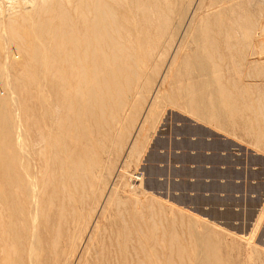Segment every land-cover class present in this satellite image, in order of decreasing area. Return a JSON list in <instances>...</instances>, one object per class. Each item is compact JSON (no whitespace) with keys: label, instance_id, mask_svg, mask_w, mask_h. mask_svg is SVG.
Instances as JSON below:
<instances>
[{"label":"rangeland","instance_id":"obj_1","mask_svg":"<svg viewBox=\"0 0 264 264\" xmlns=\"http://www.w3.org/2000/svg\"><path fill=\"white\" fill-rule=\"evenodd\" d=\"M25 1L0 0V101L5 102L0 107H5L4 110L7 111L5 116L0 115V120L8 119L0 124V264H201L204 261L208 264L210 260H205L202 254L203 235H213L216 240L218 237L222 264H264V137L261 136L264 131L260 130L261 134L259 129L248 133L241 128H220L218 124L196 116L190 111L188 99L178 95L179 87L173 83L168 84L164 75L167 70V75L177 70L176 66H171V62L174 54L177 55L176 50L179 54L177 60L184 56L186 50L183 47L190 39L187 35L190 27L187 26L202 2L210 3L213 11L218 7L229 8L231 4L232 7L233 3H244L246 6L252 0H215L213 7L212 0H183L182 3L187 4L182 12V15L185 14L183 20L179 17V11L176 13L175 10V17H172L174 14L171 16L172 27L175 26L176 31L179 29V36H173L171 30L174 28L171 27V32L162 39V49L160 46V50L156 49L160 53L154 50L151 57L146 55L138 43V48L136 43L131 46L135 52L129 46L125 47L126 51L129 49L132 52L124 50L123 53L126 52L127 55L125 59L132 63L129 61L128 66H124V63L117 62L112 67L115 66L117 70L119 64L123 71L129 68L125 74H128L130 81L123 82L125 79L121 77L117 86H101L99 89L103 94L96 95L89 102H71L68 97V106L63 104L65 108H61L65 113L59 108L58 117L54 118L59 119L58 123L50 116L54 104L50 103L46 107L44 99L38 94V87L41 84L39 88L45 86L48 92L52 88L51 77L54 73L57 84H62L60 77L61 82L58 79V72L64 70V65H56L57 62L51 61L48 67L41 65V68L38 60L30 55V51L31 54L34 52L35 45L32 49V43H40L42 46L46 37L52 35H47V25L38 17L34 16L33 21L34 17L29 16L31 20H27L30 23L26 19L25 22L23 20L24 23L21 22L22 17L15 12L33 14L39 8L38 5L33 6V1L37 0H29L31 4H27L28 0ZM259 3L264 5V0H259ZM254 5H258V2ZM257 19L258 24H261L264 13L263 16L258 15ZM10 23L15 24V30L12 28L14 32L10 29ZM16 23L17 26L23 25L19 28ZM177 23L180 27L185 24L181 29ZM140 25L138 24V30L142 26ZM26 26L33 28L25 30ZM35 29L41 33L39 40L31 34ZM74 32L78 34L75 29ZM168 35H171L170 38ZM137 37L139 38V34ZM222 39H218L217 50L224 58L220 55L214 57L218 60L213 58L211 68L215 69L214 66L218 63L220 67L217 68L224 74L221 75V81L227 85L235 82L250 88L252 96H255L252 100L258 99L257 102L254 101L258 107L254 114L246 109L247 114L244 110L242 113L245 112V116L257 115L263 123L264 116L261 115H264V102H261L262 97L258 98L259 92H256L258 87L264 89V45L256 41L257 44L253 43L254 47L251 44L250 48L243 45L241 49H234H238L239 53L233 51L235 54L231 55L232 52L229 53ZM249 41L251 42L250 39ZM168 45L172 48L168 49ZM47 46V43L44 44L41 50L52 58L54 54ZM163 48L169 51L166 52ZM133 57L135 61H132ZM254 61H259L263 70L260 68L258 71L255 67L258 64ZM57 66L59 71L56 70ZM135 73L139 75L138 78L137 75L134 78ZM36 74L39 75L38 78L34 77ZM227 76H231L229 83L226 81ZM232 76L235 77L232 79ZM44 77L49 80L43 83L40 80L41 83H38V79ZM184 86L183 84L182 88ZM47 94L51 98L50 102L54 99L56 105L54 96ZM105 94L109 96L103 99ZM170 102L176 104L173 106ZM83 108L90 111L94 108V111L85 116L82 114ZM252 120L254 119L251 122ZM18 123L21 124L20 129ZM82 123H87L90 128L85 130ZM20 133L22 139L25 138L23 143L21 137V140L18 139ZM67 134L69 138L66 137ZM65 143L69 144L66 145L70 147L69 150L64 146ZM65 147L68 152L64 150ZM59 148H63L62 151ZM84 148L90 153L93 150L94 154L88 152L89 156H81ZM72 149L74 153L70 152ZM70 155L75 157L71 158ZM90 156H94L95 160L91 157L93 161H90ZM77 157H82L83 160ZM73 159L75 162H72ZM93 162L94 168L89 166ZM80 163L85 164L84 167Z\"/></svg>","mask_w":264,"mask_h":264},{"label":"bare ground","instance_id":"obj_2","mask_svg":"<svg viewBox=\"0 0 264 264\" xmlns=\"http://www.w3.org/2000/svg\"><path fill=\"white\" fill-rule=\"evenodd\" d=\"M27 1V0H26ZM25 1V2H26ZM183 0H176V3H174V0H37V1H33V6L35 7V5H38L39 8H36L37 12L35 13H31V14H23L22 12H15L18 13L22 18V21L25 19L28 20L30 19L29 16L31 17H38L39 20L42 21V23L45 25H47V31L49 36L51 37H46L47 40H45L44 44L46 45V43L48 44L47 48L49 50H51V53L54 54V56L51 58L49 55H45V51L42 52L41 47L44 45L42 44V46L38 44H34L32 43V49L34 46V52H32L33 54H31V51L29 52L30 55L34 56V59L38 60L39 65H44L47 66L49 65V62L51 64V61H53V63H56V65L59 63H62V66L64 65V70L59 71L58 70V66L56 68L55 72H58L59 76L58 79L62 84H57L58 80L55 77V75L53 74V77H51V87L49 88L50 90L47 92V88L45 89V86L42 88H39L41 86V84L38 87L39 91V96L40 98L42 97V99H44L43 103H45L46 107H49L50 103H53L54 106L52 107V114L50 115L51 117L53 116L52 119L58 117V112L59 110L63 111L61 108L66 104V102L68 103V97H70L71 102L80 100L84 101L87 100V102H89L90 99H93L96 95H102L103 92L101 89V86H107L110 87L111 85L117 86L119 85L120 81H121V77H123V82H129L130 78L128 76V74L126 75L125 73L128 71H123V69L120 67L119 64H125L124 66H128V62L130 61H126V52H130L129 49H132L131 46L137 45V43L139 44V46L141 47V49L143 51H145L146 55L148 57H151V55L153 54V51L155 50L156 52L160 53L158 50H156L158 48V46H160L162 44V39H164V37L172 31V34L174 33V37L176 36L175 34H177V36H179L178 34V30L176 31V27L173 26L172 27V23H171V16L175 14L179 11V17H181V19L183 18V14L182 12L183 9H185V7H187V4L184 5L182 3ZM215 0H212V7H213V3ZM217 1V0H216ZM251 0H249L248 2H250ZM257 1V0H252ZM245 3L246 6L241 3H233L234 5L231 7V5L229 6V8H216L213 11L210 9V3L208 2H202L200 5V8L198 11L194 12L192 14V19H190V24L189 21L187 24H189L187 26L190 27V33L186 31H184L188 36H189V41L188 42H184L185 45L183 47V49L186 50L185 54H183L184 56L181 57L179 60H177L176 57H178V50L177 51V55L174 54V60L171 62V66H176V69L174 73H171L167 75V71L165 72L164 75H166L165 80L167 79L168 84L173 83L174 85L177 86V88L179 87L178 92L180 94H178L179 96H184L188 99V104H189V108L190 111L194 114H196V116H200L202 118H204L205 120L209 121L210 123L213 124H218L220 126V128H231L233 130H240L244 129L245 132H251L254 129H259L258 132H261L260 130L264 131V125L263 123L259 120L257 115H248L245 116L247 114L246 110H250L254 113H256L257 110V105H255L256 103L254 101L257 102V100H252L254 97L252 96L253 93L251 92L250 88L245 87L242 85V83L239 85L238 83H233L230 86L227 85L226 83L222 82V74L223 72L219 71L220 67L217 63L215 67V69L211 68V63L214 57L219 56L222 58L223 56H221L220 51L217 50V44H218V39L220 37H222L225 47L228 49L229 53L232 52L231 55L235 54L233 51L238 52L237 50H234L238 47H243V45L247 46V48L249 47V44H251V47L253 45V43L255 44L256 41L260 42L262 45H264V19L262 21L261 24H258V15L263 16L264 13V5L258 2V5H254L256 3ZM226 2V1H225ZM30 3L31 1L27 2V4ZM188 3V2H187ZM223 3V2H222ZM43 4V6H41ZM209 4V5H208ZM260 4V5H259ZM176 5V6H175ZM216 5V3H215ZM210 6V7H209ZM15 7V6H14ZM196 8V6H194ZM193 7V10H194ZM227 7V6H226ZM13 8V7H11ZM28 8V7H27ZM30 8V7H29ZM191 8V7H190ZM31 9V8H30ZM30 9H26V10H30ZM197 9V8H196ZM176 10V13H175ZM190 10V9H189ZM192 10V9H191ZM29 12V11H28ZM188 12V13H187ZM187 14L190 13L187 10ZM193 12V11H192ZM14 14V15H15ZM178 14L176 15V17L178 16ZM19 16V17H20ZM187 16V15H186ZM14 17V16H13ZM35 17L33 19V21L35 20ZM12 18V17H11ZM10 18V19H11ZM17 18V17H16ZM15 18V19H16ZM13 19V18H12ZM19 19V20H20ZM177 19V18H176ZM173 19V20H176ZM188 19V20H189ZM260 19V18H259ZM3 20V19H2ZM17 20V19H16ZM15 20V21H16ZM27 20V22H28ZM31 20V19H30ZM56 20V21H55ZM183 20V19H182ZM186 20V18H185ZM10 21V20H9ZM7 21V23L9 22ZM13 21V20H12ZM18 21V20H17ZM16 21V22H17ZM180 21V20H178ZM23 22V23H24ZM37 25H38V21ZM174 22V21H173ZM187 22V21H186ZM185 22V23H186ZM18 23V22H17ZM16 23V26H17ZM30 23V22H28ZM33 23V22H32ZM184 23V24H185ZM11 24V31L12 28L15 30L14 28V23H10ZM9 24V26H10ZM26 24V23H25ZM24 24V26H25ZM138 24H141V28H139L138 30ZM182 24V21H181ZM183 24V26H184ZM23 25V24H22ZM22 25H18L17 27H21ZM27 25V24H26ZM40 25V24H39ZM38 25V26H39ZM175 25V23L173 24ZM177 25L180 24L177 23ZM31 26V25H28ZM42 26V25H41ZM183 26L181 25V27L183 28ZM8 27V25H7ZM19 27V28H20ZM36 28V26H34ZM174 28L173 30L170 31V29ZM178 27V26H177ZM180 27V28H181ZM28 28V30L32 29L31 27H27L25 28V30ZM40 28V27H39ZM38 28V29H39ZM181 28V29H182ZM74 29L78 32V34H76V32H74ZM180 29V31H181ZM17 30V29H16ZM42 30V28H41ZM46 30V29H45ZM10 31V30H9ZM10 31V32H11ZM18 31V30H17ZM21 31V29H20ZM37 29L33 30V33H31L32 35L34 34V37L38 40L40 37L39 31L37 33ZM14 32V31H13ZM28 32V31H27ZM26 32V33H27ZM31 32V31H30ZM29 32V33H30ZM81 32V33H80ZM12 33V32H11ZM22 34L23 30L21 31ZM19 34V33H18ZM80 34V35H79ZM137 34H139V38L137 37ZM181 34V33H180ZM30 35V36H32ZM46 35V34H45ZM44 35V37H45ZM185 35V36H187ZM21 36V35H20ZM171 35H168V37L170 38ZM184 36V35H183ZM187 36V37H188ZM12 37V36H11ZM16 37V36H15ZM22 37V36H21ZM28 37V35L26 36ZM33 37V36H32ZM43 37V38H44ZM29 38V37H28ZM50 38V39H49ZM167 38V37H166ZM172 38V37H171ZM13 39V38H12ZM17 39V38H16ZM58 39V41H57ZM249 39L251 40V42L249 41ZM4 40V39H2ZM35 40V39H33ZM41 40V39H40ZM62 40V41H61ZM169 40V39H167ZM166 40V41H167ZM175 40V38H174ZM57 41V42H56ZM61 41V42H59ZM165 41V40H164ZM165 41V42H166ZM33 42V41H31ZM41 42H43L41 40ZM169 42V41H168ZM25 43V42H24ZM164 44V43H163ZM179 44V43H178ZM220 44V43H219ZM257 44V42H256ZM38 45V46H37ZM166 45V44H165ZM170 45V44H169ZM168 45V49L169 46ZM177 45V44H176ZM181 45V44H180ZM221 45V44H220ZM261 45V46H262ZM41 46V47H40ZM129 46V49H127L128 51H126L125 47L127 48ZM179 46V45H178ZM182 46V45H181ZM244 46V48H245ZM175 47V46H174ZM221 47V46H220ZM219 47V49H220ZM255 47H257L255 45ZM7 48V47H6ZM138 48V45H137ZM161 48V46H160ZM160 48H158L160 50ZM172 48V47H171ZM250 48V47H249ZM262 48V47H261ZM136 49V48H135ZM140 49V50H141ZM162 49V48H161ZM164 49V48H163ZM168 49H164L166 52ZM180 49V47L178 48ZM256 49V48H255ZM45 50V49H44ZM124 50L126 51L125 53ZM141 50V51H142ZM133 52H135L132 49ZM169 51V50H168ZM222 51V50H221ZM242 51V50H240ZM245 51V50H244ZM26 52V51H25ZM183 52V51H182ZM227 52V50H226ZM253 52V51H252ZM49 53V52H48ZM132 54V52H130ZM142 53V52H141ZM140 53V54H141ZM144 53V52H143ZM144 53V56H145ZM157 53V54H158ZM172 53V52H171ZM219 53V54H218ZM239 53V52H238ZM124 54L126 56H124ZM218 54V55H216ZM228 55V53H226ZM29 55V56H30ZM159 55V54H158ZM176 55V56H175ZM223 55V54H222ZM230 55V56H231ZM244 55V54H243ZM49 56V57H48ZM135 56V53H134ZM137 56V55H136ZM161 57V54L159 55ZM158 56V57H159ZM245 56V55H244ZM243 56V57H244ZM142 57V56H141ZM163 57H165L163 55ZM173 57V56H172ZM237 57V55L235 56ZM30 58V57H29ZM126 58V59H125ZM134 58V57H133ZM132 58V59H133ZM146 58V57H145ZM162 58V57H161ZM224 58V57H223ZM24 59V58H23ZM31 59V58H30ZM131 59V58H130ZM131 59V60H132ZM215 59V58H214ZM238 59V58H237ZM242 59V58H241ZM215 60H218L215 59ZM31 61V60H30ZM135 61V58L134 60ZM143 61V60H142ZM163 61V60H161ZM234 61V60H233ZM36 63V61H34ZM33 62V65H34ZM119 62V64L117 65V70H115V66L112 67L113 63ZM137 62H141V61H137ZM144 62V61H143ZM152 62V61H151ZM157 62V61H156ZM217 62V61H216ZM221 62V61H220ZM257 63V61H254ZM37 63V65H38ZM52 63V64H53ZM130 63H132L130 61ZM165 63V62H164ZM163 63V64H164ZM169 63V62H168ZM259 63V61H258ZM257 63V64H258ZM21 64V62L19 63ZM18 64V65H19ZM137 64V63H136ZM135 64V65H136ZM144 64V63H143ZM158 64V63H157ZM170 64V63H169ZM252 64V63H251ZM254 64V63H253ZM130 66H132L131 64H129ZM155 65V64H154ZM214 65V64H212ZM21 66V65H20ZM54 66V65H53ZM53 66L51 69H53ZM124 66L122 65V67L124 68ZM142 66V65H141ZM159 66V65H157ZM170 66V65H169ZM46 67V68H47ZM222 67V66H221ZM227 67V65H226ZM233 67V66H232ZM256 69H259L258 71H260L262 68L260 67V64L255 65ZM254 67V68H255ZM36 68V67H35ZM37 68L39 69V67L37 66ZM42 68V66H41ZM61 68V67H60ZM59 68V69H60ZM133 68V67H131ZM138 68V66H137ZM218 70H217V69ZM253 70H256L254 69ZM261 68V69H260ZM45 69V68H44ZM62 69V68H61ZM140 69V68H138ZM240 69V68H239ZM251 69V68H250ZM34 70V67H33ZM46 70V69H45ZM55 70V69H54ZM52 70V72L54 71ZM130 70V69H129ZM221 70V68H220ZM263 70V69H262ZM1 71V70H0ZM36 71V70H35ZM47 71V70H46ZM45 71V73H46ZM50 71V68H49ZM48 71V73H49ZM222 71V70H221ZM6 72V71H5ZM31 72V71H30ZM39 72V71H38ZM44 72V71H43ZM236 72V71H235ZM239 72V71H237ZM252 72V69H251ZM264 72V71H263ZM128 73V72H127ZM132 73V71H131ZM262 73V72H261ZM259 73V74H261ZM33 74V73H32ZM38 74V73H37ZM34 76L35 78H38V76ZM158 74V73H157ZM230 74V73H229ZM31 75V73H30ZM137 75V77H136ZM156 75V74H155ZM6 76V75H5ZM47 76V75H46ZM138 74L135 73L134 78H138ZM221 76V77H220ZM224 76V74H223ZM236 76V74H235ZM232 76V79L233 77ZM242 76V75H240ZM260 76H263L262 74ZM49 77V76H47ZM162 77V76H161ZM231 77V76H230ZM230 77L228 78L227 83H229L230 81ZM9 78V77H8ZM56 78V80H55ZM121 78V79H120ZM224 78V77H223ZM240 78V77H239ZM33 79V78H32ZM55 81H54V80ZM141 79V77H140ZM162 79V78H161ZM7 80V79H6ZM37 81V79H35ZM42 80L43 81H48L46 80V77H44L43 79H38V81ZM235 80V79H234ZM233 80V81H234ZM34 81V82H36ZM37 81V82H38ZM164 80L162 79V82ZM59 82V83H60ZM232 82V80H231ZM38 83H41L38 82ZM137 84V83H136ZM163 84V83H162ZM185 85L182 88V85ZM246 84V83H245ZM253 84V83H251ZM49 85V84H48ZM138 85V84H137ZM154 85V84H153ZM172 85V84H171ZM254 85V84H253ZM141 86V85H140ZM250 86V85H249ZM260 86V85H259ZM172 87V86H171ZM181 87V88H180ZM12 88V87H11ZM44 88V89H43ZM175 88V89H177ZM255 88V87H254ZM62 89V90H61ZM97 89H99V91L97 92ZM111 89V88H110ZM174 89V90H175ZM11 90V89H10ZM105 90V88H104ZM114 90V89H113ZM255 90L256 89H252ZM258 91L256 93L259 92V96L258 98L262 97L261 102H264V89L258 87L257 89ZM35 91V90H34ZM42 91V92H41ZM52 93H51V92ZM106 91V90H105ZM117 91V88L116 90ZM176 91V90H175ZM174 91V93H175ZM141 92V91H140ZM138 92V93H140ZM144 92V91H142ZM176 92V93H178ZM14 93V92H13ZM34 93V92H33ZM47 93H51L49 96H54V98L56 99V104L54 102L51 101L50 102V97L48 98V94ZM115 93V92H114ZM166 94V92H165ZM173 95V94H172ZM109 96V95H107ZM106 94H105V98L103 97V99L107 98ZM141 96V95H140ZM177 96V95H176ZM60 97V98H59ZM178 97V96H177ZM9 98V97H8ZM15 98V97H14ZM68 98V99H67ZM97 98V97H96ZM99 98V97H98ZM141 98V97H140ZM182 98V97H181ZM49 99V101H48ZM57 99L59 102H57ZM164 99V98H163ZM9 100V99H8ZM117 100V99H116ZM131 100V99H130ZM185 100V99H184ZM4 101V100H3ZM3 101H0L2 104ZM13 101V100H12ZM175 101V100H174ZM186 101V100H185ZM18 102V101H17ZM70 102V101H69ZM85 102V101H84ZM98 102V101H97ZM260 102V101H259ZM5 103V102H3ZM39 103V102H38ZM100 103V102H99ZM98 103V104H99ZM109 103V102H108ZM171 103V102H170ZM183 103V102H182ZM7 104V103H6ZM52 104V105H53ZM131 104V103H130ZM172 104V103H171ZM173 103L172 105L174 106ZM264 104V103H263ZM41 105L42 102H41ZM76 105V103H75ZM109 105V104H108ZM132 105V104H131ZM5 106V105H4ZM7 106V105H6ZM66 106H68L66 104ZM110 106V105H109ZM180 106V105H179ZM45 108V106H44ZM60 108V109H59ZM6 109L5 107H0V115L5 116V111ZM49 109V108H47ZM59 109V110H58ZM87 110H85L83 108L82 114L83 115H87V113H93L94 108H91V111L86 108ZM135 109V108H134ZM133 109V110H134ZM262 109V107L260 108ZM117 110V109H116ZM129 110V109H128ZM243 110L246 112H244V114L242 113ZM259 110V109H258ZM75 111V110H74ZM79 111L81 112V110L79 109ZM103 111V110H102ZM249 111V112H250ZM24 112V111H23ZM44 112V111H43ZM64 112V111H63ZM261 112V111H260ZM7 113V111H6ZM62 113V112H61ZM65 113V112H64ZM89 113V114H90ZM104 113V112H103ZM251 113V112H250ZM48 114V113H46ZM72 114V113H71ZM252 114V113H251ZM9 115V114H8ZM39 115V114H38ZM63 115V114H61ZM7 116V115H6ZM16 116V115H14ZM65 116V115H64ZM110 116V115H109ZM264 116V115H261ZM12 117V116H11ZM61 117V116H60ZM104 117V116H103ZM8 118V117H7ZM47 118V116H46ZM86 118V117H85ZM114 118V117H113ZM262 118V117H261ZM1 119V116H0ZM50 119V118H49ZM103 119V118H102ZM256 120L254 122V120ZM4 120V118L2 120H0V124H3L2 121ZM8 120V119H7ZM6 118L3 121L5 123V121H7ZM57 123L59 119H54ZM62 120V119H61ZM77 120V119H76ZM105 120V119H104ZM112 120V119H111ZM116 120V119H115ZM124 120V119H123ZM262 120V119H261ZM264 120V118H263ZM41 121V120H40ZM106 121V120H105ZM113 121V120H112ZM125 121V120H124ZM36 122V121H34ZM44 122V121H43ZM51 122V121H50ZM80 122V121H79ZM116 122V121H115ZM127 122V121H126ZM134 122V121H133ZM16 123V122H15ZM53 123V121L51 122ZM112 123V122H111ZM117 123V122H116ZM207 123V122H206ZM209 123V124H210ZM7 124V123H6ZM5 124V125H6ZM20 127V123H18ZM37 124V123H36ZM39 124H41L39 122ZM63 124V123H62ZM83 124V123H82ZM134 124V123H133ZM4 125V126H5ZM16 125V124H15ZM46 125V123H45ZM51 125V124H50ZM54 125V123H53ZM84 125V124H83ZM3 126V125H2ZM118 126V125H117ZM128 126V125H127ZM8 127V126H6ZM40 127V126H39ZM55 127V126H54ZM85 130H88L89 125L87 123H85L84 125ZM102 127V126H101ZM123 127V126H122ZM129 127V126H128ZM216 127V126H214ZM13 128V127H12ZM21 128V127H20ZM19 128V129H20ZM51 128V127H50ZM109 128V127H108ZM2 129V128H1ZM5 129V128H4ZM63 129V128H62ZM119 129V128H118ZM68 130V129H67ZM90 130V129H89ZM7 131V130H6ZM22 131V130H21ZM21 131H16V132H21ZM111 131V130H110ZM243 131V130H242ZM40 132V130H39ZM63 132V131H62ZM68 132V131H67ZM90 132V131H89ZM48 133V132H47ZM54 133V132H53ZM56 133V132H55ZM60 133V132H59ZM66 133V132H65ZM88 133V132H87ZM18 134V133H16ZM51 134V133H50ZM62 134V133H61ZM60 134V136H61ZM262 134V132H261ZM264 134V132H263ZM21 133L18 136V139H20L19 137H21ZM91 135V132H90ZM259 135V133H258ZM3 136V135H2ZM16 136V138H17ZM68 136V134L66 135V137ZM131 136V135H130ZM262 138L264 137V135H261ZM70 136H68L69 138ZM104 137V136H103ZM109 137V136H108ZM65 138V139H68ZM98 138V137H97ZM96 138V139H97ZM105 138V137H104ZM107 138V137H106ZM111 138V136H110ZM120 139V135L118 137ZM259 138V137H258ZM261 138V139H262ZM22 139V137H21ZM20 139V140H21ZM25 138H23L21 140V142L23 143V140ZM260 139V140H261ZM19 140V141H20ZM59 140V139H58ZM264 140V138L262 139ZM61 141V140H60ZM70 141V139H69ZM67 140V142H69ZM18 142V141H17ZM16 142V143H17ZM25 142V141H24ZM27 142V141H26ZM66 142V140H65ZM98 142V141H97ZM44 143V142H43ZM61 143V142H60ZM71 143V142H70ZM78 143V142H77ZM136 143V142H135ZM39 144V143H38ZM48 144V143H47ZM46 144V145H47ZM96 144V143H95ZM262 144H264V141L262 142ZM21 145V144H19ZM24 145V144H23ZM69 146V144H64V146ZM71 145V144H70ZM76 145V143H75ZM79 145V144H78ZM77 145V146H78ZM88 145V144H87ZM115 145V144H114ZM40 146V144H39ZM63 146V147H64ZM66 146V147H67ZM96 146V145H95ZM103 146V145H102ZM134 146V145H133ZM139 146V145H138ZM5 147V146H4ZM18 147V146H16ZM22 147V146H20ZM19 147V148H20ZM66 147L64 148V150L66 149ZM88 147V146H87ZM135 147V146H134ZM70 148V147H69ZM69 148L67 147V149L69 150ZM83 148V146H82ZM86 148V146H85ZM83 149L84 152L81 156L85 155V157H87V155L90 153V151H86V149ZM23 149V148H22ZM61 149V148H59ZM63 149V148H62ZM61 149V151H62ZM75 149V148H74ZM70 150V152L73 150ZM90 149H92L90 147ZM45 150V149H44ZM68 150H65L68 152ZM76 150V149H75ZM95 150V149H94ZM22 151V150H21ZM38 151V150H37ZM60 151V152H61ZM78 151V149H77ZM75 151V152H77ZM86 151V154H84ZM39 152V151H38ZM64 152V151H63ZM65 152V154L67 153ZM80 151H78L79 153ZM93 152V153H92ZM96 152V151H95ZM56 153V152H55ZM58 153V152H57ZM74 153V152H73ZM72 153V154H73ZM88 153V154H87ZM19 154V153H18ZM17 154V155H18ZM68 154V153H67ZM71 154V153H70ZM71 154V155H72ZM90 154H94V151L92 150ZM97 154V153H96ZM43 155V154H42ZM58 155V154H57ZM62 155V153H61ZM69 156L71 158H74L73 156ZM41 156V155H40ZM79 156V154H78ZM89 156V155H88ZM96 156V155H95ZM98 156V155H97ZM59 157V156H58ZM91 157H93L92 159H94V156H90V161ZM70 158V159H71ZM79 158V157H77ZM76 158V159H77ZM82 158V157H81ZM81 158H79L81 160ZM52 159V158H51ZM54 159V158H53ZM57 159V158H56ZM62 159V157L60 158ZM69 159V158H68ZM88 158H86L87 160ZM49 160V159H48ZM64 160V159H63ZM75 159L72 160V162ZM83 160V158H82ZM21 161L22 158H21ZM89 161V162H90ZM97 161V160H96ZM75 162V161H74ZM45 163V162H44ZM64 163V162H62ZM69 163V162H68ZM79 163V161H78ZM84 163V161H83ZM83 163H80V165L82 167H84ZM94 164L91 165V163L89 164V166L93 167V165L95 166V162H93ZM66 164V163H65ZM65 164H63L65 166ZM74 166V163H72ZM87 164V165H88ZM22 165V164H21ZM45 165V164H44ZM70 165V164H69ZM80 165H77L79 168ZM96 165H98V162H96ZM62 166V165H61ZM72 166V168L74 169V171H77L74 167ZM88 166V167H89ZM22 167V166H21ZM98 167V166H97ZM14 168V167H13ZM62 168V167H60ZM70 168V167H69ZM94 168V167H93ZM25 169V168H23ZM68 169V168H67ZM72 169V170H73ZM86 169V168H85ZM90 169V168H89ZM105 169V168H104ZM16 170V169H15ZM29 170V169H28ZM40 170V169H39ZM96 170V169H95ZM50 171V169H49ZM60 171V169H59ZM68 171V170H67ZM71 170H69L70 172ZM79 171V170H78ZM82 171L83 168H82ZM81 171V172H82ZM109 171V170H108ZM17 172V171H16ZM26 172V171H25ZM53 171H51L52 173ZM68 172V173H69ZM91 172H93L91 170ZM23 173V172H22ZM62 173V172H61ZM94 173V172H93ZM64 174V173H63ZM76 174V172H75ZM37 175V174H35ZM48 175V174H47ZM71 175L73 176L74 174L71 173ZM78 175V174H77ZM76 175V176H77ZM32 176V175H31ZM75 176V175H74ZM61 178V177H60ZM59 178V179H60ZM63 178V177H62ZM42 179V178H41ZM77 179V177H76ZM82 179V178H81ZM80 179V181H81ZM31 180V179H29ZM37 180V178H36ZM61 180V179H60ZM69 180V179H68ZM72 180V179H71ZM75 180V178H74ZM98 180V179H97ZM44 182V180H43ZM96 182V181H95ZM132 182H134V180L132 179ZM34 183V181H33ZM82 183V182H81ZM85 183V182H83ZM16 184V183H15ZM29 184V183H28ZM68 184V182H67ZM141 184V183H140ZM134 185V183H133ZM17 185H15L16 187ZM45 186V185H44ZM53 186V185H52ZM135 186V185H134ZM27 187V186H26ZM46 187V186H45ZM77 187V186H76ZM105 187V186H104ZM81 188V187H80ZM85 188V187H84ZM36 189V188H35ZM17 190V189H16ZM84 191V190H83ZM18 192V190H17ZM16 192V193H17ZM33 192V190H32ZM77 192V191H76ZM21 193V192H20ZM35 193V192H34ZM22 194V193H21ZM38 194V193H37ZM16 195V194H15ZM35 195V194H34ZM83 195V194H82ZM31 196V194H30ZM38 196V195H37ZM81 196V195H80ZM71 197V196H70ZM38 198V197H37ZM34 202H35V198ZM81 199V198H80ZM117 199V198H116ZM155 199V198H154ZM145 200V199H144ZM151 201V200H150ZM38 202V201H37ZM81 202V201H80ZM118 202V201H117ZM37 205V204H36ZM35 205V206H36ZM81 205V204H80ZM31 207V206H30ZM63 207V206H62ZM74 207V206H73ZM2 208V207H1ZM72 208V207H71ZM12 209V208H11ZM2 210V209H1ZM8 210V209H7ZM37 210V209H36ZM64 210V208H63ZM37 212V211H36ZM64 212V211H63ZM73 213V212H72ZM126 213V212H125ZM137 214V213H136ZM36 215V214H35ZM31 216V214H30ZM21 217V216H20ZM35 217V216H34ZM84 218V217H83ZM141 218V217H140ZM144 219V218H142ZM33 221V220H32ZM61 221V220H60ZM176 221V220H175ZM74 222V221H73ZM35 223V222H34ZM60 223V222H59ZM125 224V223H124ZM10 227H11V223H9ZM14 226V225H13ZM33 227V225H32ZM96 229V228H95ZM33 230V229H32ZM14 231V230H13ZM148 231V230H147ZM194 231V230H193ZM196 231V230H195ZM198 231V230H197ZM214 231V230H213ZM212 231V232H213ZM76 232V231H75ZM172 232V231H171ZM192 232V231H191ZM207 232V231H206ZM206 232L204 234H206ZM35 233V230L34 232ZM208 233V232H207ZM197 234V233H196ZM77 235V234H76ZM80 235V234H79ZM195 235V233H194ZM210 235V234H209ZM217 235V234H216ZM35 236V235H34ZM193 236V235H192ZM204 237V238H202ZM201 238L202 240L204 239V244L203 246V250H202V254L205 256V260L208 259L207 261L210 260V262L208 264H222V260L220 257V245L218 242V237L217 240L215 238H213L211 236L208 235H203ZM191 238V237H190ZM194 238V236H193ZM33 239V238H31ZM118 239V238H117ZM139 239V238H138ZM91 240V239H89ZM31 241V240H30ZM34 241V240H33ZM39 241V240H38ZM218 241V242H217ZM118 242V241H117ZM124 242V240H123ZM162 242V241H161ZM199 242V241H198ZM54 243V242H53ZM58 243V242H57ZM31 244V243H30ZM124 244V243H123ZM201 245V243H199ZM221 244V243H220ZM31 246V245H30ZM33 246V245H32ZM40 246V245H39ZM119 246V245H118ZM233 247V246H232ZM33 248V247H30ZM77 248V247H76ZM119 248V247H118ZM146 248V247H145ZM143 249V248H142ZM153 249V248H151ZM240 249V248H239ZM77 250V249H76ZM201 250V248H200ZM31 251V250H30ZM39 251V250H38ZM187 251V250H186ZM251 251V250H250ZM32 252V251H31ZM222 252V251H221ZM2 253V252H1ZM136 253V252H135ZM201 253V252H200ZM158 254V253H157ZM195 254V253H194ZM63 255V254H62ZM169 256V255H168ZM167 256V257H168ZM15 257V256H14ZM30 258V257H29ZM36 258V257H35ZM125 258V257H124ZM138 258V256H137ZM156 258V257H155ZM225 260V259H224ZM227 260V259H226ZM132 261V260H131ZM230 261V260H229ZM167 262V261H166ZM205 262V261H204ZM201 264H205V263ZM132 263V262H131ZM143 263V262H142ZM207 263V262H206ZM226 263V262H225ZM161 264V263H160ZM227 264H230L229 262Z\"/></svg>","mask_w":264,"mask_h":264}]
</instances>
